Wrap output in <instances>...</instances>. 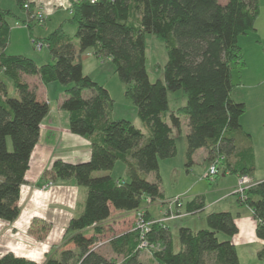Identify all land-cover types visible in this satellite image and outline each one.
Segmentation results:
<instances>
[{"label": "trees", "instance_id": "16d2710c", "mask_svg": "<svg viewBox=\"0 0 264 264\" xmlns=\"http://www.w3.org/2000/svg\"><path fill=\"white\" fill-rule=\"evenodd\" d=\"M25 1L15 0L22 11H26ZM69 1V22L76 26L75 34H65L59 25L42 38L40 43L48 48L52 62L40 65L27 56L5 52L9 19H19L0 7V219L12 222L19 214L20 185L38 140L40 122L49 110L48 103L37 99L34 89L20 78V73L37 75L43 84L55 81L64 86L59 107L68 112L70 131L87 138L91 147L86 161L55 160L52 164L51 177L73 178L85 187L86 195L83 211L68 223L58 255L48 254L44 264H149L139 259L134 230L116 235L112 226L104 227L102 222L116 211H134V223L135 212L143 210L145 198H162L158 164L175 155L172 128H180L182 116L188 126L186 166L191 165L193 152L205 147L210 160L216 153L223 156L224 172L251 176L255 170L250 135L240 124L245 105L231 97V71L244 66L237 39L255 30L258 0ZM146 33L160 39L166 51L163 77L155 81L149 80L145 66ZM87 49L99 59L110 60L125 84V96L148 128L147 136L131 121L110 116L114 100L108 90L82 71L80 55ZM4 79L11 80L17 95L7 93ZM177 90L186 101L170 110L167 92ZM117 161L125 164L124 178L114 179L109 173ZM152 172L155 178L149 181L146 175ZM245 195L242 200L237 196V201L252 209L258 221L256 236L264 240V179L251 185ZM203 206V197L198 196L188 203L187 210L199 211ZM205 221L206 227L197 230L180 226L177 249L169 228L152 223L146 238L158 245L151 251L156 262L238 264L236 248L228 238L238 231L233 214L213 211ZM36 222L39 225L33 226ZM48 229L49 224L42 221L34 220L30 226L38 238ZM220 233L227 238L219 239ZM106 239L117 254L132 243L134 251L117 263L99 248L93 249ZM256 257L264 263V244ZM0 264L36 263L6 253L0 256Z\"/></svg>", "mask_w": 264, "mask_h": 264}, {"label": "crops", "instance_id": "0c3cea01", "mask_svg": "<svg viewBox=\"0 0 264 264\" xmlns=\"http://www.w3.org/2000/svg\"><path fill=\"white\" fill-rule=\"evenodd\" d=\"M27 1L32 7L31 11L20 10L15 0H0L2 9H9L19 20H24V22H19V20L16 22L14 19H9L10 39L5 52L7 54L23 53L21 55L31 57L37 65L52 62L48 48L40 43V40L53 29L50 26H45L44 29H36V26L44 25L46 19L54 17L61 8L57 9L55 0ZM219 1L221 3L226 2V0ZM258 4L259 15L255 22V30L241 34L237 39L244 61L243 68L238 71L240 81H232L231 71L233 84L231 97L235 101L243 102L246 109L240 117V124L251 139L255 170L249 177L254 183L264 179V0H258ZM39 6L40 8H38ZM37 8L41 10L44 16L42 21L34 17L33 10L35 11ZM31 18L33 19L31 20ZM59 25L62 23L60 22L56 27ZM14 37L20 42L22 41L21 44L27 50L21 52L9 50ZM36 42L40 43L39 47L36 46ZM43 49L48 51V55H41ZM80 61L82 71L86 75L95 69L96 71L99 69L97 61L102 63L101 65L110 62L109 59L95 57L91 49L85 50L80 55ZM20 78L31 89H34L37 99L45 100L48 103L49 110L40 122L38 140L30 154L24 181L20 185L19 214L12 222L0 219V256L12 253L15 256L34 261L36 264H44L48 254L58 255L68 223L72 217L78 216L83 211L86 195L85 187L77 185L73 178L58 179L51 177L52 164L55 160L70 163L86 161L90 157L91 147L87 138L70 131L68 112L59 107L58 101L63 95V85L55 81L43 84L37 75L20 73ZM4 81L7 93L10 94L9 90H14L13 84L11 80L4 79ZM97 82L108 90L107 82ZM12 94L17 95L16 91H13ZM0 97L3 98L1 94ZM126 106L130 109V114L113 116L111 111L110 116L127 119L141 131L147 128L137 117L136 107L128 103ZM179 106L169 109L173 110ZM166 119L168 121V118ZM187 132V118L182 116L180 128H172L176 153L171 158L160 160L158 164V174L161 178L160 188L163 196L155 200H151L149 197L145 198L142 209L147 212L151 219L158 220L168 208L174 209L172 202L175 198L182 201V207L179 209L182 215L163 222L172 234L175 249L179 247L177 232L180 226H186L193 230L205 228V217L208 213L230 211L234 216L238 231L228 238L236 248L238 264H264L256 257L257 251L264 244V240L258 238L255 233L258 221L254 217L252 209L239 203L237 195L233 192L238 175L224 172L221 165L213 180L206 179L204 173L210 163V156L205 147L196 149L192 154L191 165L186 166L185 136ZM112 170L109 173L114 179L121 178L113 176ZM122 173L126 176V167L123 162ZM146 178L153 181L155 173H148ZM198 196L203 197L204 206L202 210L188 211V203ZM133 214L134 211H116L103 221L102 225L104 227L112 226L116 235L129 232L133 226ZM34 220L49 224V229L42 238H38L30 232V226ZM38 225V222L33 224V226ZM134 248L135 244L132 243L128 248H125L123 253L113 252V254L125 258L129 252L134 251ZM138 253L139 259L142 261L157 264L151 253L148 252L147 254L145 251Z\"/></svg>", "mask_w": 264, "mask_h": 264}, {"label": "rangeland", "instance_id": "374dc122", "mask_svg": "<svg viewBox=\"0 0 264 264\" xmlns=\"http://www.w3.org/2000/svg\"><path fill=\"white\" fill-rule=\"evenodd\" d=\"M58 1L59 0H55L54 2L58 3ZM57 3H56L57 9L61 8L59 13H57L54 17H50V19L49 18L46 19L45 24L36 26V29H39V28L44 29L45 26H50L54 30V28L61 22L64 33L73 37L76 31V26L72 24L71 22H69V16H70L69 0H60V3L58 4ZM9 37H10V34H9ZM74 42L77 45V41L74 40ZM21 43L22 41L20 42L14 37L8 49L13 50L14 52L15 51L21 52L22 50H27L25 49L26 47H24ZM145 44H146V63H145L146 71H147L149 80L155 81L156 79L163 77V66L166 62L165 47H164L163 42L160 39L155 37L153 34H149V33L145 34ZM20 54H23V53H20ZM41 55H48V51L46 49H43ZM101 64L102 63L97 61V66L99 65L98 66L99 69L97 68L98 69L97 71L96 69L91 71L89 76L96 82L97 81L107 82L106 87L108 88L111 98L114 100V105H113L111 114L113 116H120V114H130V109L128 108V106H126V103H128L129 105L130 104L133 105V104L131 100L128 99L124 94L125 84L118 78L117 74L114 72L112 63L107 62V64H104V65H101ZM232 81L234 82L240 81L238 70L235 68L232 70ZM13 91L15 90H9L10 96L13 95L12 94ZM167 97H168L169 108L179 106L183 104V102L185 101V97L183 96L181 90L168 91ZM142 132H144L146 136L148 129L144 128ZM112 169H113L112 170L113 176L115 177L125 176L124 173H122V162L117 161L114 164V167ZM101 172L102 171H98L97 173H101ZM179 212L180 213L178 214L179 216H181L182 212L181 211ZM166 214L167 212L165 211L163 215L161 216V218H159L158 220H154V219H151V220L154 221L153 223L161 222L160 220H162V218ZM218 236H219V239H223V237H225V235L221 233ZM109 240L104 246L99 247V251L102 252L106 257L114 259L115 261H117V263H120L123 260L124 256H115L113 254L114 251H113V248L109 245ZM140 251H145V250H140ZM148 263L156 264L154 262H148ZM157 264L159 263L157 262Z\"/></svg>", "mask_w": 264, "mask_h": 264}, {"label": "built area", "instance_id": "2783aa9c", "mask_svg": "<svg viewBox=\"0 0 264 264\" xmlns=\"http://www.w3.org/2000/svg\"><path fill=\"white\" fill-rule=\"evenodd\" d=\"M24 8L29 11L30 10V3L28 1H25ZM40 8V6L38 7ZM33 10L34 17H36L39 21H42L44 19V16L39 9ZM36 46H40V43L36 42ZM223 159V156L219 153H216L214 157L210 160V163L204 173V177L209 180H213V178L218 174L219 167L221 165V161ZM254 182L251 180V178L248 175H240L238 176L237 184L234 189V194L237 195L241 200L246 198V190L253 185ZM174 209L169 208L166 212L167 214L160 220L162 223L168 219H174L179 216L178 213L179 209L182 207V201L179 198H175L173 200ZM154 221L146 219L143 210L139 209L135 212V221L133 223L132 230H134L137 234V244H136V250H145L147 252H150L158 247V245L150 243L147 238L146 234L149 231L152 223ZM164 225V224H163ZM108 240H100L98 241L94 246L93 249H98L101 246H104ZM151 250V251H150Z\"/></svg>", "mask_w": 264, "mask_h": 264}]
</instances>
